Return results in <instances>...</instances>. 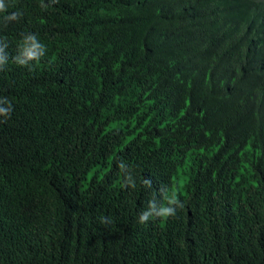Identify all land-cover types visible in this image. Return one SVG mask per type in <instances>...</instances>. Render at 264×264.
Segmentation results:
<instances>
[{
  "label": "trees",
  "instance_id": "obj_1",
  "mask_svg": "<svg viewBox=\"0 0 264 264\" xmlns=\"http://www.w3.org/2000/svg\"><path fill=\"white\" fill-rule=\"evenodd\" d=\"M4 3L0 264H264V1Z\"/></svg>",
  "mask_w": 264,
  "mask_h": 264
},
{
  "label": "clouds",
  "instance_id": "obj_2",
  "mask_svg": "<svg viewBox=\"0 0 264 264\" xmlns=\"http://www.w3.org/2000/svg\"><path fill=\"white\" fill-rule=\"evenodd\" d=\"M56 2V0H54ZM8 6L5 5L4 0H0V13H6ZM22 15L21 12H13L10 15H5L3 17L4 21H15L20 18ZM21 54L17 55L14 60L20 66H28L30 62L38 61L42 56L45 55L46 48L45 46L38 40V38L32 34L23 38L22 46H21ZM8 59L5 56L0 55V70H3V67L7 64ZM0 104L4 106L0 107V116L7 118L11 112V104L7 99L0 100ZM6 105V106H5ZM147 183V182H146ZM168 205H175V207H171ZM149 211H145L141 213L138 217L139 223H147L152 218H167L169 216L175 215L177 208H183L182 203H178V198H171L167 201V205H161L159 210H155L151 206V202L149 203ZM101 223H111L110 218H102Z\"/></svg>",
  "mask_w": 264,
  "mask_h": 264
},
{
  "label": "rangeland",
  "instance_id": "obj_3",
  "mask_svg": "<svg viewBox=\"0 0 264 264\" xmlns=\"http://www.w3.org/2000/svg\"><path fill=\"white\" fill-rule=\"evenodd\" d=\"M264 1V0H263Z\"/></svg>",
  "mask_w": 264,
  "mask_h": 264
}]
</instances>
